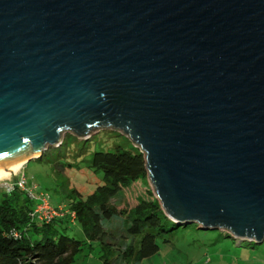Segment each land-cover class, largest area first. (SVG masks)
I'll return each instance as SVG.
<instances>
[{"label":"water","instance_id":"1","mask_svg":"<svg viewBox=\"0 0 264 264\" xmlns=\"http://www.w3.org/2000/svg\"><path fill=\"white\" fill-rule=\"evenodd\" d=\"M98 128L164 215L264 241V0H0V171Z\"/></svg>","mask_w":264,"mask_h":264},{"label":"trees","instance_id":"2","mask_svg":"<svg viewBox=\"0 0 264 264\" xmlns=\"http://www.w3.org/2000/svg\"><path fill=\"white\" fill-rule=\"evenodd\" d=\"M63 143L64 140L54 148H60ZM88 166L101 172L102 184L86 197L78 190L68 194L65 206L74 213L73 222L69 216L55 218L47 224L31 221L29 214L34 201L16 184L7 187L10 190L3 193L0 203V264H74L78 256L85 251L89 253L94 246L98 248L101 264H122L131 259L139 264L158 254L157 240L168 242L167 237L180 230L212 231L197 224L175 223L164 215L147 183L146 162L138 149L95 152ZM116 196L129 206L121 214L123 220L116 209L110 208V200ZM113 219L120 220L123 226L128 223L130 230L146 231V234L136 240L135 249L131 243L112 257L105 226Z\"/></svg>","mask_w":264,"mask_h":264},{"label":"rangeland","instance_id":"3","mask_svg":"<svg viewBox=\"0 0 264 264\" xmlns=\"http://www.w3.org/2000/svg\"><path fill=\"white\" fill-rule=\"evenodd\" d=\"M64 143L60 148L49 147L36 159L23 164L19 171L7 180L0 181V203L3 193L9 192L7 187L24 178L26 188L35 185L38 192L47 194L52 205H66V198L72 190H78L84 197L91 194L102 184V174L93 171L88 165L93 153L99 151L115 152L117 148L133 151L136 148L130 139L122 132L112 128H98L89 138L79 139L66 132L62 133ZM61 141V142H62ZM153 194V186L147 180ZM32 199V194L28 193ZM33 200V199H32ZM110 208L116 209L120 220L121 214L129 208L127 202L116 196L110 200ZM118 219H113L105 226L107 238L112 247V257L120 254L129 244L137 245L139 236L146 231L130 230L128 223L124 226ZM77 227L76 224L72 225ZM168 242L157 240L159 252L147 261L139 264H264V241L261 244L253 242H238L229 236H223L220 231L193 230L182 231L167 237ZM98 248L83 252L76 258L74 264H101ZM138 264L131 259L127 263Z\"/></svg>","mask_w":264,"mask_h":264},{"label":"built area","instance_id":"4","mask_svg":"<svg viewBox=\"0 0 264 264\" xmlns=\"http://www.w3.org/2000/svg\"><path fill=\"white\" fill-rule=\"evenodd\" d=\"M15 184L23 192H26L27 194H32L34 206L31 213L29 214L31 221L47 224L55 218H62L64 216H69L71 222L74 221V213L70 212L66 208V206L52 205L49 196L47 194H44L43 192H38L37 187L35 185H32V187H30L29 189L26 188L24 178L16 182Z\"/></svg>","mask_w":264,"mask_h":264},{"label":"bare ground","instance_id":"5","mask_svg":"<svg viewBox=\"0 0 264 264\" xmlns=\"http://www.w3.org/2000/svg\"><path fill=\"white\" fill-rule=\"evenodd\" d=\"M24 163H25V161L22 162L21 164H19L18 166H16L15 168H13V169L0 171V181L7 180L9 177L14 176L19 171V169L22 167V165Z\"/></svg>","mask_w":264,"mask_h":264}]
</instances>
